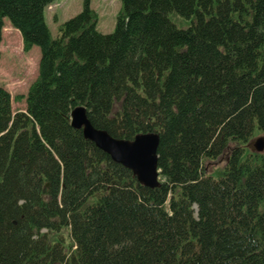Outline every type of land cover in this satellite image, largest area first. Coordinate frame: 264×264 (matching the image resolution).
Returning a JSON list of instances; mask_svg holds the SVG:
<instances>
[{
    "label": "trees",
    "instance_id": "trees-1",
    "mask_svg": "<svg viewBox=\"0 0 264 264\" xmlns=\"http://www.w3.org/2000/svg\"><path fill=\"white\" fill-rule=\"evenodd\" d=\"M56 1L0 0V41L9 19L41 50L25 111L0 84V264H264V154L242 146L264 131V0H122L109 34L84 0L53 38ZM78 105L157 133L161 184L73 128Z\"/></svg>",
    "mask_w": 264,
    "mask_h": 264
},
{
    "label": "rangeland",
    "instance_id": "rangeland-1",
    "mask_svg": "<svg viewBox=\"0 0 264 264\" xmlns=\"http://www.w3.org/2000/svg\"><path fill=\"white\" fill-rule=\"evenodd\" d=\"M84 0H57L48 6L44 17L48 24L53 38L59 36V27L61 24L70 20L71 17L79 14L84 8ZM90 5L98 15L97 29L103 34H109L115 30L118 21V14L123 9L122 0H90ZM172 21L181 28L190 26V19H181L178 15L171 14ZM2 39L0 41V84H2L12 96V108L14 113L26 110V98L23 100L18 97L27 96L30 86L36 80L39 70V61L41 59V50L35 46L30 51H25L22 36L19 31L11 24L9 19L4 20L2 30ZM121 101H116L113 113L121 108ZM264 137V131L256 126L252 139L242 144L245 154H252L255 148L253 141ZM264 154V153H263ZM226 156L216 159L213 163L208 162L206 169L208 173H213V177L218 179L220 173L218 170L224 169L226 165ZM66 240L69 238L68 231L64 232Z\"/></svg>",
    "mask_w": 264,
    "mask_h": 264
},
{
    "label": "water",
    "instance_id": "water-1",
    "mask_svg": "<svg viewBox=\"0 0 264 264\" xmlns=\"http://www.w3.org/2000/svg\"><path fill=\"white\" fill-rule=\"evenodd\" d=\"M72 127L83 130L84 137L93 141L109 154L114 162L132 170L139 183L154 189L161 184L159 169V135L155 132H141L133 139L113 137L107 130L96 128L84 105L75 106L71 112ZM257 153H264V137L253 141Z\"/></svg>",
    "mask_w": 264,
    "mask_h": 264
}]
</instances>
